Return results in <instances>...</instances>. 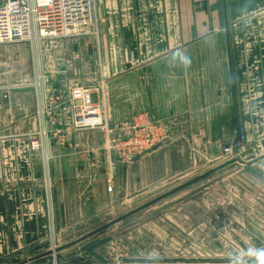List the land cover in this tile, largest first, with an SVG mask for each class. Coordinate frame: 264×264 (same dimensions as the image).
I'll return each instance as SVG.
<instances>
[{"label": "rangeland", "instance_id": "rangeland-1", "mask_svg": "<svg viewBox=\"0 0 264 264\" xmlns=\"http://www.w3.org/2000/svg\"><path fill=\"white\" fill-rule=\"evenodd\" d=\"M98 29L95 21L86 33L94 34ZM87 34L44 41L41 51L31 43L0 47V156L10 155L2 143L15 142L17 148L13 155L23 156L24 149L25 156L51 158L44 153L41 137L45 142L52 137L53 144L59 142L58 149L63 146L57 150L59 155L75 158L78 163V169L69 179L55 181L45 176L40 186L32 182L24 184L26 189H43L48 198L56 187L60 190L68 186L77 194L76 203L74 196L70 197L66 213L64 206L67 205L60 202L62 207L54 224L53 238L47 235L45 241L29 246L24 254L0 253V264H188L203 258L204 262L216 263L215 258L238 255L259 258L257 255L264 252V224L251 222L250 225L248 212L237 214L232 210L225 216L214 214L211 222L201 223L196 206L200 199L180 192L190 186L197 188L196 181L205 178L211 170L221 169L228 161L221 146L232 141V128H182L183 120L155 118V114L156 121L166 123L167 127L151 128L164 136L162 143L132 162L119 161L116 157L124 153L122 149L133 135H143L150 129L142 126H148L149 122L157 127L158 123L152 122L145 112L147 102L131 98L128 70L115 74L99 65L103 60L119 62L122 55L108 53L103 58L97 52V36ZM54 77H62L70 85L56 83ZM57 87L68 88L70 108L72 88L92 90L93 102L101 105L102 118L110 127V137L100 128L83 131L40 128L37 98L43 91L50 93ZM139 87L144 89L145 85L139 84ZM21 94L24 97H18ZM149 112L153 116L154 111ZM251 121L243 126L249 135L256 130L252 137L259 142L264 138L261 131L264 116L259 113ZM70 123L74 124L72 113ZM71 137L72 143L67 144ZM114 141L118 142L120 151L110 148ZM35 142H39L40 149H34ZM65 146H68L67 152ZM259 147L246 148L249 160L264 155L261 144ZM7 184L1 181L0 189L7 188ZM19 187L17 183L9 185V189ZM163 196L166 197L161 201L140 210ZM259 209L264 211L261 206ZM136 210L140 211L107 228ZM242 217L249 226L245 219V227L238 225ZM98 230L101 231L83 240ZM230 240L241 249L240 253L230 246ZM244 240L251 244L243 243Z\"/></svg>", "mask_w": 264, "mask_h": 264}, {"label": "crops", "instance_id": "crops-1", "mask_svg": "<svg viewBox=\"0 0 264 264\" xmlns=\"http://www.w3.org/2000/svg\"><path fill=\"white\" fill-rule=\"evenodd\" d=\"M95 4L99 29L87 35L97 36V52L103 58L108 53L122 55L119 62L103 60L99 65L115 74L129 71V94L133 100L147 102L145 112L152 122L166 126L155 118L177 117L184 121L182 128H232L235 139L241 128L246 130L243 123H253L250 118L259 113L264 116V0H95ZM56 77V83L70 85ZM67 90L57 87L39 94L40 128H73ZM255 131L249 135L246 130L247 149H259L264 140L253 141ZM51 138L45 142L41 137L44 153L51 156L44 159L25 156L24 149L23 156L13 155L16 143H2L10 155L0 156V182L20 187L9 189L7 184L0 189V253L24 254L47 235L54 236L60 202L67 205L66 213L70 197L76 203L77 194L68 186L56 187L48 198L43 189L24 185L40 186L45 176L55 181L69 179L78 169L75 158L59 155L57 150L63 146L58 149L59 142L54 141L55 145ZM72 141L73 137L67 144ZM229 143L221 144L222 149ZM247 149L234 160H248ZM230 162L200 178L194 184L197 188L180 192L200 199L196 206L201 223L232 210L248 212L250 225L264 224V211H259V206L264 210V166L247 168ZM244 219L238 225L245 227Z\"/></svg>", "mask_w": 264, "mask_h": 264}, {"label": "built area", "instance_id": "built-area-1", "mask_svg": "<svg viewBox=\"0 0 264 264\" xmlns=\"http://www.w3.org/2000/svg\"><path fill=\"white\" fill-rule=\"evenodd\" d=\"M96 21L95 0H0V47L14 44H33L39 46L44 41L79 38L85 36L86 30ZM92 90L82 87H74L70 92L72 104V116H74L73 128L80 131L96 130L98 128L111 132L109 125L104 122L100 112V106L93 102ZM148 119V117H146ZM150 128L143 135H133L123 147L124 153L119 161L129 163L142 156L146 151H153L158 143H162L164 136L156 134L151 128H167L165 125L147 122ZM132 128V126H130ZM138 128V126L133 127ZM132 137V136H131ZM248 138L245 128H241L237 138L223 148L227 160L235 159L238 152L246 150L245 144ZM110 144V141H109ZM110 148L119 149L118 142L114 141ZM111 145V144H110ZM34 149H40L39 142L33 143ZM118 151V152H119ZM126 151V152H125ZM120 153H118L119 155ZM234 250L241 252L233 242H230ZM212 259V258H210ZM194 261L188 264H260L264 258L252 256H229L228 259L215 258L216 263ZM187 264V263H177Z\"/></svg>", "mask_w": 264, "mask_h": 264}, {"label": "water", "instance_id": "water-1", "mask_svg": "<svg viewBox=\"0 0 264 264\" xmlns=\"http://www.w3.org/2000/svg\"><path fill=\"white\" fill-rule=\"evenodd\" d=\"M261 148H262V150L264 151V140L261 142ZM235 162H238L239 164H241V165H243V166H245V167H247V168L253 167V165H255V164H257V163H261V164L264 166V155H263V156H260V157L257 158V159H251V160L248 159V160H246V161H242V160H240V159H238V160H233L232 162H230V164H233V163H235ZM196 182H197V181H196ZM191 183H193V182H191ZM191 183H190V184H191ZM190 184H188L187 186H189ZM165 197H166V196H163V197H161V198H159V199H157V200H155V201H153V202H151V203H149V204L143 206L142 208H140V210H144V209H146V208H148V207L154 205L155 203L161 201V200L164 199ZM140 210H136L135 212H133V213H131V214H128L127 216H125V217H123V218H121V219H119V220H117V221H114L113 223L109 224V226H108L107 228H109V227H111V226H113V225H115V224L121 222L122 220H124V219H126V218L132 216L133 214L138 213ZM101 230H102V229H101ZM101 230H98V231H96V232L90 234L89 236L83 238V240H84V239H87V238H89V237H91V236H93V235H95V234H97V233L100 232Z\"/></svg>", "mask_w": 264, "mask_h": 264}, {"label": "clouds", "instance_id": "clouds-1", "mask_svg": "<svg viewBox=\"0 0 264 264\" xmlns=\"http://www.w3.org/2000/svg\"><path fill=\"white\" fill-rule=\"evenodd\" d=\"M259 255H260L261 257H264V253H260ZM260 264H264V260H261V261H260Z\"/></svg>", "mask_w": 264, "mask_h": 264}, {"label": "flooded vegetation", "instance_id": "flooded-vegetation-1", "mask_svg": "<svg viewBox=\"0 0 264 264\" xmlns=\"http://www.w3.org/2000/svg\"><path fill=\"white\" fill-rule=\"evenodd\" d=\"M234 159H232V161H233ZM228 161H231V160H228ZM227 163V162H226ZM225 166H227V165H225ZM224 167V166H223Z\"/></svg>", "mask_w": 264, "mask_h": 264}]
</instances>
